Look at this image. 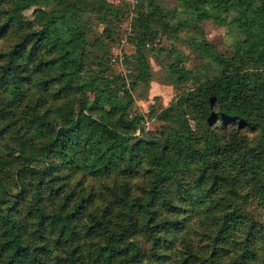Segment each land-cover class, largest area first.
Here are the masks:
<instances>
[{
  "label": "trees",
  "instance_id": "1",
  "mask_svg": "<svg viewBox=\"0 0 264 264\" xmlns=\"http://www.w3.org/2000/svg\"><path fill=\"white\" fill-rule=\"evenodd\" d=\"M166 1L0 0V264H264V0ZM151 56L175 95L144 119Z\"/></svg>",
  "mask_w": 264,
  "mask_h": 264
},
{
  "label": "rangeland",
  "instance_id": "2",
  "mask_svg": "<svg viewBox=\"0 0 264 264\" xmlns=\"http://www.w3.org/2000/svg\"><path fill=\"white\" fill-rule=\"evenodd\" d=\"M113 3L117 8L124 10L128 7V4L131 6L136 5L135 1L137 0H108ZM168 7L174 8L176 3L173 0H167L165 3ZM127 15L131 16L130 9H127ZM132 11V9H131ZM44 9L39 8V14L43 15ZM28 17L31 16V11L26 13ZM130 18V17H129ZM127 17L123 22L120 23L119 26H116L117 37H115L116 43L120 42V40H124L123 36H127L128 30L124 31L126 28ZM127 21V22H126ZM202 28L205 32V37L210 44L217 48L218 51L227 53L229 52L230 40L225 34L224 28H220L214 26V24L210 21L204 22L202 24ZM93 33L95 37H98L101 33V27H98L97 24H94ZM182 36V33L180 34ZM123 37V38H121ZM119 38V39H118ZM93 39V37H92ZM92 41V40H91ZM158 46L166 47L168 45H173L175 49L182 54L184 57H187V60L183 62L182 66H179L180 74L184 78H187V75L190 76L191 72H193L201 63L200 57L194 53L191 49L188 48L185 42L183 41H169L165 37H159L157 39ZM114 48V47H113ZM119 53L117 54V60L122 58V61H116L111 65V71L113 73H122L127 79L129 75H131V70L127 64L124 63V60L131 55L133 52V48L129 43H125L118 47ZM114 57V53H112V49L110 50L109 57L110 59ZM149 63L151 65V69L154 73H157V76L153 81L149 82V84L140 83L136 85L134 90H132V96L134 102L136 104L137 110L144 116V119L148 118V112L152 108L153 111L166 107L169 105L171 100L173 99L175 93L169 84L164 82V76L160 73L161 68L158 64V61L155 60V57H148ZM156 121L145 120L144 128L147 130L156 129Z\"/></svg>",
  "mask_w": 264,
  "mask_h": 264
},
{
  "label": "built area",
  "instance_id": "3",
  "mask_svg": "<svg viewBox=\"0 0 264 264\" xmlns=\"http://www.w3.org/2000/svg\"><path fill=\"white\" fill-rule=\"evenodd\" d=\"M124 43H125V40H120V42H118L117 45L114 48H112V53H114V58H113L112 61H114L117 58V56H118L117 55L119 53L118 47L123 45Z\"/></svg>",
  "mask_w": 264,
  "mask_h": 264
}]
</instances>
